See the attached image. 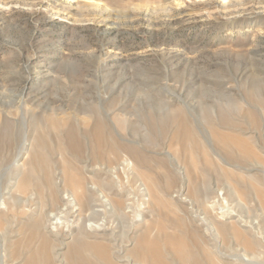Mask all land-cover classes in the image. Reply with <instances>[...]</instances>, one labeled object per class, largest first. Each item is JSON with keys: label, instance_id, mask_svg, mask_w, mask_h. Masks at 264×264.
I'll list each match as a JSON object with an SVG mask.
<instances>
[{"label": "rangeland", "instance_id": "1", "mask_svg": "<svg viewBox=\"0 0 264 264\" xmlns=\"http://www.w3.org/2000/svg\"><path fill=\"white\" fill-rule=\"evenodd\" d=\"M263 187L264 0H0V264H264Z\"/></svg>", "mask_w": 264, "mask_h": 264}, {"label": "bare ground", "instance_id": "2", "mask_svg": "<svg viewBox=\"0 0 264 264\" xmlns=\"http://www.w3.org/2000/svg\"><path fill=\"white\" fill-rule=\"evenodd\" d=\"M56 13V12H55ZM181 136V135H180ZM189 137V136H188ZM184 138V137H183ZM221 138H224V137H221ZM187 140V139H186ZM233 143H234V145L235 146H237L240 150H247V142L246 141H243V140H233ZM186 144H188V143H186ZM188 147V146H187ZM194 149V148H193ZM204 151V150H203ZM205 155V154H204ZM76 177V176H75ZM72 179V178H71ZM79 179V178H78ZM76 180V179H75ZM74 185V184H73ZM258 200H259V202H260V204H261V206H262V208H263V210H264V187L262 188V190L259 192V194H258ZM263 215V214H262ZM253 223V222H252ZM247 225H249V224H247ZM251 231H253L254 230V228L256 227V226H254V224H251ZM255 233H256V231H255ZM251 235V234H250ZM249 235V237H251ZM243 236V235H242ZM259 241V240H258ZM181 242V241H180ZM180 242H171V244H170V246H173L174 247V249H176V251L178 252V254L180 253L181 255H183V256H187V257H192L193 259H192V263L193 264H198V259H196L195 258V255H193V253H191V254H189L190 253V251H189V248L187 247V248H185ZM243 243H244V246L248 249V248H250L251 246H254V242L252 241V240H249V239H246V238H243ZM261 243V242H260ZM235 244V243H234ZM258 246V245H257ZM221 247V246H220ZM238 248V247H237ZM186 249H188V250H186ZM241 250V249H240ZM144 254H145V256L146 257H149V256H154V255H156L155 253H154V251H153V249H152V247H151V245H146L145 246V249H144ZM178 256V255H177ZM237 258L242 262V263H246V264H256L254 261H252V260H250L249 258H247V255L246 254H241V255H237ZM184 259V258H183ZM153 264H163L160 260H159V258H153V262H152ZM29 264H34V262L33 261H31V263H29ZM91 264H93L92 262H91Z\"/></svg>", "mask_w": 264, "mask_h": 264}]
</instances>
